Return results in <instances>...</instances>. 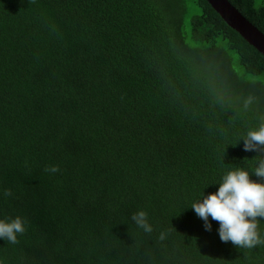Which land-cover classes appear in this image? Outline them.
<instances>
[{"label": "trees", "instance_id": "obj_1", "mask_svg": "<svg viewBox=\"0 0 264 264\" xmlns=\"http://www.w3.org/2000/svg\"><path fill=\"white\" fill-rule=\"evenodd\" d=\"M227 1L264 34V0ZM261 118L264 57L206 0H0V219L27 221L0 264H264L189 207Z\"/></svg>", "mask_w": 264, "mask_h": 264}, {"label": "clouds", "instance_id": "obj_2", "mask_svg": "<svg viewBox=\"0 0 264 264\" xmlns=\"http://www.w3.org/2000/svg\"><path fill=\"white\" fill-rule=\"evenodd\" d=\"M256 101L255 95L248 94L241 102L242 110L248 111ZM240 141H243L245 152L257 153L253 167L237 166L227 170L218 182L211 184L218 185L214 193L205 196L202 192L189 207L203 221L206 232L212 230L210 217L219 224L217 233L221 242H231L238 249L253 250L264 246V231L260 229L261 220H264V118L256 127L243 132ZM45 171L54 174L59 168L53 165ZM251 176L260 178V182L253 181ZM3 195L7 197L12 193L5 190ZM132 220L144 232L152 231L146 211L138 210ZM26 224L21 216L0 219V241L17 244L18 236L26 231ZM160 238L164 239V234Z\"/></svg>", "mask_w": 264, "mask_h": 264}, {"label": "water", "instance_id": "obj_3", "mask_svg": "<svg viewBox=\"0 0 264 264\" xmlns=\"http://www.w3.org/2000/svg\"><path fill=\"white\" fill-rule=\"evenodd\" d=\"M221 19L264 57V34L250 24L227 0H206Z\"/></svg>", "mask_w": 264, "mask_h": 264}]
</instances>
